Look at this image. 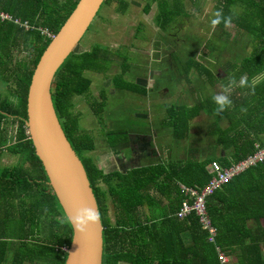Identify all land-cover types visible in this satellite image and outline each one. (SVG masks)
Wrapping results in <instances>:
<instances>
[{
    "label": "trees",
    "instance_id": "1",
    "mask_svg": "<svg viewBox=\"0 0 264 264\" xmlns=\"http://www.w3.org/2000/svg\"><path fill=\"white\" fill-rule=\"evenodd\" d=\"M144 1L145 14L155 3L159 4L155 21L167 32L173 22L198 16L208 0H191L190 10L185 0ZM210 1L215 11L223 9L225 16H233L230 27L223 23L217 26L222 38L230 37V29L237 30V36L247 34L251 38L250 56L240 65L230 63L225 71L229 72V79L235 77L237 81L246 76L255 94H250L249 87H237L231 94L234 107L220 115L214 114L217 105L213 96L203 98L198 92L193 105L167 108V126L178 140H189L192 124L203 114L212 116L214 122L208 127V136L217 151L205 160L191 149L190 158L183 162L165 161L125 174H104L87 156L95 149V137L81 127L75 101L92 90L93 81L87 72L108 74L118 60H122V71L115 75V83L123 90L133 91L132 85L123 81L131 71L130 64L116 53H102L110 50L97 44L91 51L74 53L55 78V111L85 164L102 216L103 264H221L217 247L232 258L233 264H264V163L236 176L208 198L209 213L219 229L217 245L209 242V234L196 214L178 217L186 198L180 184L203 188L213 178L209 166L214 162L229 167L264 148V80H255L264 75V0ZM79 2L0 0V14L10 12L15 17L0 18V83L6 82L8 90L7 94L0 91V264L67 263L74 230L66 222L62 205L28 135L27 97L51 36L62 30ZM112 2L118 3V11L125 14L127 0H105L104 4ZM232 40L238 42L236 36ZM174 58L179 61L175 72L191 90L195 91L190 79L195 71L203 83L221 91L223 81L208 66L199 60ZM174 66L175 60L171 59L166 69L173 70ZM136 90L144 91L139 87ZM105 101V95L100 96V101L91 99L96 116L102 113ZM241 107L248 109L247 114L241 113ZM9 120L17 124L12 142L4 126ZM110 145L114 146V142ZM6 152L18 156L21 164L2 167L1 157Z\"/></svg>",
    "mask_w": 264,
    "mask_h": 264
},
{
    "label": "rangeland",
    "instance_id": "2",
    "mask_svg": "<svg viewBox=\"0 0 264 264\" xmlns=\"http://www.w3.org/2000/svg\"><path fill=\"white\" fill-rule=\"evenodd\" d=\"M128 1L132 6V10H129V15H127L129 18L117 15L114 7L105 6L104 8L103 4L99 14L104 8L105 19L99 17L96 20L77 51H89L97 44H101L110 50H102V53H108L109 55L116 53L118 56L124 57V60L127 59L126 62L132 66L130 73L134 78L127 80V82L136 83V78L143 79L144 75L148 78L154 72H161L162 119L163 117L165 118L166 108L169 106L196 103L194 99L196 92L205 97L217 94L216 89L203 83L195 71L190 76L193 82L192 87L195 91L191 90L186 81L180 78L179 73L175 72L179 61L174 57L179 58L181 61H188L189 59L199 60L212 69L222 81V78L228 76V74L224 75V71L229 67V64L235 61L240 62L245 56L250 55L252 51L251 38L247 34L237 36V30L230 29V37L225 36L222 38L221 30L217 27H212L211 20L214 18L216 11L213 2L210 0L205 3L203 10L198 16L181 18L178 22H173L167 32H164L157 24V21H155V17L159 14L158 3L152 6L149 14H145L143 12L145 7L144 0ZM185 4L189 10L193 7L191 0H185ZM1 12L3 14L0 17L2 20L4 16H7V18L11 17V19L15 18L10 12V15L6 14V12ZM100 31L103 34H98ZM234 36L238 38V42L232 40ZM171 59L175 60L173 71L166 69ZM121 62L122 60H118L115 63L117 71L121 70ZM154 82L157 87L160 85L158 80ZM6 88V82L0 83V91L4 94L8 93ZM129 91H125V97L119 96L118 98H122L118 102V98H115L116 96L109 98L112 105L110 107L111 111L116 108L117 111L124 112L118 118L127 126L136 127L135 129H153L155 125H158L157 122L137 121L135 117V114L143 112L146 105H148L147 97L143 96L144 98H141V95L133 94ZM130 98L135 100L134 102L131 101L132 104H128ZM139 105L144 106L140 107ZM119 107L127 109L122 111ZM129 107H132V109ZM212 119V116L203 114L194 123L196 125L193 133L191 130V134L194 136L192 140H196L193 145L199 148V157L202 158L213 156L217 151L216 147L213 146V139L207 134V127L211 125ZM4 126L7 128V138L10 139V142L14 141L17 124L9 120ZM188 156L190 155L188 154ZM3 157L4 165H12L16 160V163L19 161L18 157H14L15 159L8 158L12 157L8 152ZM230 260L231 257L229 256Z\"/></svg>",
    "mask_w": 264,
    "mask_h": 264
},
{
    "label": "water",
    "instance_id": "3",
    "mask_svg": "<svg viewBox=\"0 0 264 264\" xmlns=\"http://www.w3.org/2000/svg\"><path fill=\"white\" fill-rule=\"evenodd\" d=\"M104 3L105 0H80L67 23L43 53L28 91V135L66 217L80 207H97L98 203L85 164L55 111L53 83L95 24ZM103 256V223L92 226L86 235L74 230L66 264H103Z\"/></svg>",
    "mask_w": 264,
    "mask_h": 264
},
{
    "label": "crops",
    "instance_id": "4",
    "mask_svg": "<svg viewBox=\"0 0 264 264\" xmlns=\"http://www.w3.org/2000/svg\"><path fill=\"white\" fill-rule=\"evenodd\" d=\"M103 6L104 8L105 6L114 7L116 9L117 15L126 16L123 18H129V16H127L129 15L128 11L132 10V6L130 5V3H129V6L125 14H121V12L118 11L117 9V7L119 6L118 3L112 2L109 4H104ZM104 8L102 9L101 14L97 16V19H99V17H102V19H105V14H103ZM100 33L103 34L101 31L98 32V34ZM87 51L84 50L80 52L84 53ZM248 56L250 55L245 56L240 62L235 61L231 63L240 65L244 61V59L247 58ZM131 69H132V66H131ZM121 71L122 69L120 71L116 70V65L114 63L110 71L108 72V74L104 75V74H98V73H94L90 71L87 72L86 76L93 81L92 90L88 96L78 97L75 101L76 111L79 112L81 115V122H80L81 127L85 130L91 131L94 134L95 149L93 151H90L87 154V156L94 161L97 167L100 170H102L104 174H110V173L125 174L126 172L131 171L136 168L162 164L165 161L183 162L185 160H188V158H190L188 154L190 155L189 151L191 149H195L198 151L197 155L200 160H205L207 158L206 156L203 158L199 157V154H200L199 148L193 145L196 140L195 141L192 140L194 138L192 134L190 135L189 140L188 139L186 140L175 139L173 137L172 129L167 126V123H168L167 113H166L165 118L163 117L162 119V75H161V72H154L148 78L146 77V75H144L143 79L136 78L135 79L136 83L127 82V80H130L133 78L132 74L130 73L131 71L129 73H126V75L123 78L124 79L123 81L132 85L131 89L133 91H129L130 93L141 95L140 96L141 98H144L143 96H145L148 99L147 101L148 105H146V108L144 109V111L138 114H135L136 120L145 121V122L153 121V122H157L158 125H155L153 129L151 128L135 129L136 127L134 128L133 126L130 127V126L123 124V122L118 117L124 112L117 111L116 108H114L113 111H111L110 107L112 105L109 99L110 97L116 96L115 98H118L119 96L125 97L126 95L125 91L127 90L121 89L115 83V79H116L115 75L120 74ZM228 73L229 72L224 71V75ZM157 80L160 82V85H158V87L157 85H155V82H154ZM228 80H229L228 76L223 78L222 79L223 85H226L228 83ZM255 80L256 82H260L264 80V75L259 76ZM138 87L144 90L143 93L136 90V88ZM101 95L106 96V101L104 103L102 113L99 116H96L94 112L92 111L91 99L96 98L98 101H100ZM214 95L215 94H213L212 96ZM90 96H92V98L89 99ZM202 97L211 98V96H208V97L202 96ZM120 98L117 99V102L119 101ZM131 101L134 102L135 100L130 98V101L128 102V104H132ZM139 106L143 107L144 105H139ZM119 108L122 109V111H126L127 109V108H122V107H119ZM129 108L132 109V107H129ZM167 108H166V111H167ZM213 122H214V119H212V123ZM195 125L196 124L194 123L192 124V127H191L192 133L194 131ZM229 125H230L229 121H226V127H229ZM207 134H208V131H207ZM171 138H172V141H171ZM261 138L264 141V136H262ZM111 141L114 142V146L110 145ZM222 154L226 155L223 152ZM10 155L12 157H8V158L15 159L14 157H18L11 153ZM3 158L4 157L2 156L1 157L2 167H5V168L13 167V166H17L21 164V160L18 157L19 159L18 163H16L17 161L16 160L15 162L12 163V165H4ZM182 186L184 185L180 184V188H182ZM217 250H218L219 256L221 253L225 254V252H223L219 247H217ZM225 255L229 257V255L227 254ZM231 260L230 262L233 261Z\"/></svg>",
    "mask_w": 264,
    "mask_h": 264
},
{
    "label": "built area",
    "instance_id": "5",
    "mask_svg": "<svg viewBox=\"0 0 264 264\" xmlns=\"http://www.w3.org/2000/svg\"><path fill=\"white\" fill-rule=\"evenodd\" d=\"M1 16H3V14H0V17ZM6 18L7 16H4V19ZM53 37L54 36H51L52 39ZM1 150L2 148H0V152ZM261 163H264V148L257 151L254 155H250L246 159L234 163L229 167H224L219 162H214L211 167H209V170H211L213 174V178L205 187L187 188L182 186L186 198L182 203V208L178 213V217L184 219L193 213L196 214L204 230L209 234V242L217 245L219 229L215 226L209 213L208 198L222 189L224 185L229 183L236 176ZM219 259L221 264L230 263L229 257L223 253L220 254Z\"/></svg>",
    "mask_w": 264,
    "mask_h": 264
},
{
    "label": "clouds",
    "instance_id": "6",
    "mask_svg": "<svg viewBox=\"0 0 264 264\" xmlns=\"http://www.w3.org/2000/svg\"><path fill=\"white\" fill-rule=\"evenodd\" d=\"M233 21V16H225L223 9H219L214 13V18L211 20V25L213 28L217 27L221 23L224 24L226 28L230 27ZM249 87L251 89L250 94H255V89L253 85H250L246 76H241L239 81L235 77L228 80L226 85L221 86V91L213 96V101L217 105L214 114L220 115L228 109L234 107L233 101L231 99L232 92L237 88ZM241 113L247 114L248 109L245 107L240 108ZM45 212L48 211L47 208L44 209ZM66 222L81 235H86L90 228L94 225L102 223V216L97 207H80L71 216L67 215Z\"/></svg>",
    "mask_w": 264,
    "mask_h": 264
}]
</instances>
